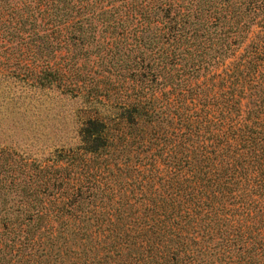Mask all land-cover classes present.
Returning a JSON list of instances; mask_svg holds the SVG:
<instances>
[{"label":"trees","instance_id":"obj_1","mask_svg":"<svg viewBox=\"0 0 264 264\" xmlns=\"http://www.w3.org/2000/svg\"><path fill=\"white\" fill-rule=\"evenodd\" d=\"M9 78L114 114L0 147V264H264V0H0Z\"/></svg>","mask_w":264,"mask_h":264},{"label":"rangeland","instance_id":"obj_2","mask_svg":"<svg viewBox=\"0 0 264 264\" xmlns=\"http://www.w3.org/2000/svg\"><path fill=\"white\" fill-rule=\"evenodd\" d=\"M83 94L0 79V147L37 161L54 150L78 146L86 118L106 119L114 114L108 104L86 100Z\"/></svg>","mask_w":264,"mask_h":264}]
</instances>
